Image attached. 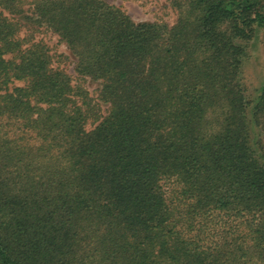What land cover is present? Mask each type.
<instances>
[{
  "label": "trees",
  "instance_id": "1",
  "mask_svg": "<svg viewBox=\"0 0 264 264\" xmlns=\"http://www.w3.org/2000/svg\"><path fill=\"white\" fill-rule=\"evenodd\" d=\"M169 4L171 27L0 0V264H264V82L242 80L264 0Z\"/></svg>",
  "mask_w": 264,
  "mask_h": 264
},
{
  "label": "rangeland",
  "instance_id": "2",
  "mask_svg": "<svg viewBox=\"0 0 264 264\" xmlns=\"http://www.w3.org/2000/svg\"><path fill=\"white\" fill-rule=\"evenodd\" d=\"M110 6L119 8L134 23H158L171 27L175 22V12L171 9L169 0H102ZM29 8V5H26ZM20 38L31 42H43L52 55L63 56L60 68L69 74L76 81L74 72L75 59L71 55L68 47L58 40V37L43 27L24 26L19 34ZM242 80L248 96H254L255 92L264 82V47L260 38L250 51L248 58L242 68ZM20 85V84H15ZM84 88L93 99L98 100L99 84L90 79L84 82ZM103 114H106L107 105L100 102ZM91 128V125H88Z\"/></svg>",
  "mask_w": 264,
  "mask_h": 264
}]
</instances>
